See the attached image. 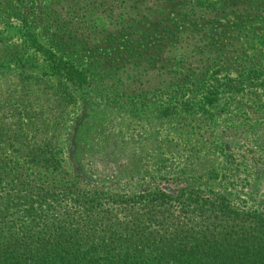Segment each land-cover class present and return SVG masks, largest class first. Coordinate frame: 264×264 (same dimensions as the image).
<instances>
[{
	"label": "trees",
	"instance_id": "16d2710c",
	"mask_svg": "<svg viewBox=\"0 0 264 264\" xmlns=\"http://www.w3.org/2000/svg\"><path fill=\"white\" fill-rule=\"evenodd\" d=\"M110 1L109 12L126 4L137 19L90 46L74 33L78 22L89 26L80 10L92 0H0V66L17 72L0 105V264H264V191L252 195L256 184L264 190V0ZM162 14L157 46L138 51L140 20ZM215 16L211 53L188 56V43L169 57ZM127 44L149 65L134 63L137 78L156 66L170 80L145 90L158 117L141 125L153 146L138 152L143 165L133 158L112 174L81 161L78 145L92 140L106 160L124 151L119 132L85 136V120L72 151L64 136L70 109L97 103L87 90L97 78L125 94ZM219 129L235 131L237 150L199 167L193 144L223 152Z\"/></svg>",
	"mask_w": 264,
	"mask_h": 264
},
{
	"label": "rangeland",
	"instance_id": "374dc122",
	"mask_svg": "<svg viewBox=\"0 0 264 264\" xmlns=\"http://www.w3.org/2000/svg\"><path fill=\"white\" fill-rule=\"evenodd\" d=\"M110 0H92L90 5H87V10L81 9L80 14L84 16L83 18H86L87 22L89 23V26H86L84 21L78 22V34L82 37L88 39L89 45L93 46V42L101 39L102 37H107L109 40H111V34L122 27H128L129 21L131 19H137L134 18V13L128 9V5L122 4L117 5L114 10L109 12L110 9ZM152 4L150 3L148 5V8H153ZM155 7V6H154ZM155 9V8H153ZM166 10V9H165ZM179 10H174V13L177 14ZM181 11V10H180ZM122 12V16H119ZM169 10L167 9L166 13H168ZM182 12V11H181ZM167 14H162L156 21V17H153L152 20H140L142 21V25H140L139 32H141L143 36V40L141 39V42L139 45H137V50L139 51H145V50H154L155 46L157 44L155 42L157 34L159 32L158 28H162L160 24V19L162 16ZM237 16V11H232L229 15V17L233 18ZM218 16L215 17H207L206 23L204 24L207 28V31H202V35H198L194 38H189V41L184 39L182 43L177 47L176 50H172L169 54V57H172L173 54H176L179 51H183L186 44H191L186 50L188 56L193 52V49L197 50H207L206 52H210L214 48V45L212 43L214 42L213 36L210 34V30L215 31L216 28L214 27V21ZM158 23V24H157ZM12 24H16L14 21H12ZM75 22L73 23L74 26ZM149 26V27H147ZM217 26V24H216ZM150 28V30H148ZM197 28V26L195 27ZM227 28V27H224ZM128 32L132 29H127ZM228 30V29H227ZM198 31V30H197ZM194 29V32H197ZM10 36V39L8 42L11 43V46L20 48L21 46L18 44V38L13 37V31L8 32ZM127 32H125V35ZM203 35L206 37L204 38ZM233 37V36H232ZM140 38V37H139ZM80 40H83L82 38H79ZM118 40V39H117ZM145 40V41H144ZM132 43V42H131ZM132 45V44H130ZM127 44V50L128 53L127 57L124 59L125 61L129 62L127 66L126 71H130V73L126 76L125 74V86L124 87V93L123 89L118 94H115L116 91L114 88L110 85V82L106 79H99L97 78L98 83H93L91 87H88V95H93L94 99H91L92 101H96L97 103L94 105H88L89 107L85 106L83 102L79 103V105L76 106L75 109H70L69 118H71L73 121H69V127L65 131L64 136V142L65 139H67V148H69L71 151L74 147V142L72 141V138L75 137V132H77V128H79L80 123L88 120L90 121L91 129L81 127L80 131L83 135H87L89 132L93 131V134L95 132H119L118 141L125 140L126 144L124 145L123 149L124 151H117L114 149V152L112 155L109 156L108 159L104 160L100 153H102V147L97 148L96 143L91 140V143L86 142L84 139L83 143H79L78 150H80L78 158L80 156V160L83 161L85 164L90 163L96 166H106L111 170V173L113 174L114 170L117 169L118 164L122 162H128V164H131L132 159L134 158L135 161L132 162L136 166L138 164L143 165L144 160L139 158L138 152L142 149H145V147L148 145L149 147H153L150 144H147V140L141 135L142 134V128L141 125L145 123L146 121L150 122V125H154V118H157V114L154 112V107L156 106V97L152 96H145V90L147 89L150 93L154 91L157 87L164 84V82H168L170 79L168 75L161 74L160 72H157V67L154 66L153 69H150L148 72H143L145 74L135 76L136 73H134L132 70V66H134V63L140 64V65H146L144 58L139 56V54L132 55L135 51V47L130 46ZM111 47V46H110ZM108 48L107 50H109ZM109 52V51H108ZM106 52H103V56L101 58L104 60L107 55ZM114 53V51H111ZM132 56H131V55ZM262 55L264 56V51L262 52ZM114 63H112L111 66H113L116 63V57L115 59H112ZM123 61V62H125ZM210 62V61H208ZM108 60L104 62V64H108ZM184 63H182L183 65ZM199 66H202L201 63ZM187 67V65H186ZM136 68V67H134ZM114 70V68H113ZM18 71V70H17ZM222 71V69H221ZM225 73H223L221 76H223ZM16 75L17 72L15 68L13 70H10V68H5L3 66H0V105L3 106L4 101H6V94L9 92V89L14 88L16 85ZM134 78H137L136 82L131 83V81ZM131 83V88L129 87V84ZM134 91V92H132ZM154 94V92H153ZM264 96L260 97V100L264 102ZM122 100L126 99L127 104L119 105L113 102V100ZM109 100V101H108ZM143 104H148L146 107L147 109H143L146 111V114H143V110L141 111L143 107ZM142 106V107H140ZM89 108H92L90 111V116H87V113L89 112ZM2 108H0L1 110ZM1 112V111H0ZM138 113L143 114L139 115ZM87 121V122H88ZM145 121V122H144ZM219 124H222V128H226V122L224 120L219 119ZM71 123V125H70ZM237 127V125H236ZM221 128V129H222ZM221 129L217 130L219 132ZM224 130V129H223ZM264 130V128H263ZM233 131V130H232ZM225 130L220 131V137L221 139H217L218 142H223L225 145L224 151L222 152L220 149H215L214 145H206V146H199L197 144H193L194 149L197 150V152L201 155V160L199 163V167H206V166H213L217 167L219 164H223L226 160V156H224V153H227V151H232L234 149L237 150V134H234L235 131ZM91 134V133H90ZM92 134V136H93ZM114 136V135H113ZM143 137V138H142ZM90 149L94 150L91 151ZM229 154V153H228ZM237 154V152L235 153ZM107 155V154H105ZM97 167V168H99ZM116 173V172H115ZM119 176H128L126 173L120 174ZM135 177H138L136 175ZM261 181V180H260ZM255 184V181H251ZM237 190V189H236ZM241 198L247 196L248 187L243 188L242 190ZM263 187L261 184H256L254 187V190L252 192L253 197L261 194L263 192ZM237 193V191H235ZM233 192V194H235ZM237 195V194H236Z\"/></svg>",
	"mask_w": 264,
	"mask_h": 264
}]
</instances>
